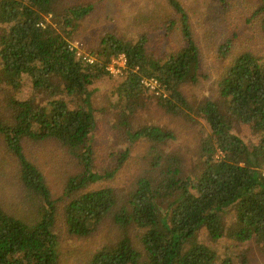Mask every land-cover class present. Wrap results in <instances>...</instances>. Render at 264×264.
<instances>
[{
	"label": "trees",
	"instance_id": "obj_1",
	"mask_svg": "<svg viewBox=\"0 0 264 264\" xmlns=\"http://www.w3.org/2000/svg\"><path fill=\"white\" fill-rule=\"evenodd\" d=\"M92 12L88 0H0L4 79L16 89L27 75L34 89H47L48 94L38 103L13 98L10 116L0 118L5 164L17 184V190L0 185V264H61L57 221L78 237L99 226L113 233L87 264H214L215 251L198 240V233L206 228L211 240L220 239L230 207L237 221L235 241L264 236V55L256 49L237 52L234 45L244 24L255 25L264 37V0H213L195 22L180 0H165L147 21L148 30L126 38L112 29L95 37L89 45L97 60L89 63L69 47L68 38ZM173 34L177 46L155 47V39L164 43ZM204 48H211L220 63L216 77L207 80L211 95H189L187 88L200 85L198 75L210 78L198 73ZM119 54L128 64L121 94L136 97L142 92L141 80L154 77L168 94L161 106L186 116L196 112L210 134L198 145L195 172L179 157L155 151L151 167L128 193L82 191L114 176L128 155L126 146L115 167L103 170L95 163L92 143L96 118L89 106L91 87L107 75L105 66ZM60 92L84 96L83 105L71 108L56 97ZM232 119L252 126L259 142L248 146L233 132ZM144 136L154 143L176 139L173 132L151 126L128 131L126 139L129 144ZM25 141L57 143L77 161L79 171L65 181L69 199L60 218V199L26 155ZM132 228L142 230L135 239ZM222 264L232 262L225 258Z\"/></svg>",
	"mask_w": 264,
	"mask_h": 264
},
{
	"label": "rangeland",
	"instance_id": "obj_2",
	"mask_svg": "<svg viewBox=\"0 0 264 264\" xmlns=\"http://www.w3.org/2000/svg\"><path fill=\"white\" fill-rule=\"evenodd\" d=\"M94 5L92 12L83 19L79 27L68 38L69 44L77 48L79 53L86 58L97 60L96 52H91L90 42L106 30H116L126 38L133 37L136 33L148 30L149 22L154 15L165 5V0H88ZM213 0H180L186 8L193 22L201 13L206 11L207 2ZM51 21L50 18L47 19ZM235 38V51L256 49L258 54L264 55V37L256 30L255 25L246 26ZM162 32L161 30L158 31ZM150 34L155 36L156 33ZM179 44L177 36L171 35L163 43V39H155L154 45L161 50H169ZM211 48H204L198 73L206 72L210 78L198 75L200 85L187 88L189 95H203L209 97V82L216 77L217 67ZM128 67L122 74L107 75L95 82L91 89L89 106L96 118V126L92 134V143L95 145V163L98 167L110 169L118 162L119 153L128 146L127 158L123 161L114 176L98 183H93L82 191L100 188H109L117 194L124 195L135 187L139 175L151 167L152 156L158 151L162 156H175L181 159V164L195 172L198 163L197 148L200 141H204L210 134V127L206 120L196 112L192 116L185 113H172L161 106L168 94L161 88L154 91L142 87L136 97L128 98L121 94L120 85L127 73ZM106 71V70H105ZM53 80V79H51ZM56 81H53L55 83ZM185 86V85H184ZM184 86L181 89H184ZM4 79L3 69L0 65V118L8 119L10 116L9 101L15 99H29L34 102L44 100L48 94L47 89H34L30 78L23 75L16 89ZM58 99L66 102L71 108L83 105L84 96L68 95L60 92ZM156 127L169 130L176 136L175 140L163 143H154L148 136L137 138L128 144L127 132L136 131L143 127ZM233 132L240 136L248 146L259 142L260 136L253 127L232 119ZM0 135V185L17 190L13 183V172L6 165L5 147ZM25 153L30 160L37 164L43 171L48 186L54 198H59L60 211L57 218L62 217L61 209L69 198L64 194L66 179L79 171L77 161L67 156L65 149L57 143L46 141H25ZM117 152V153H116ZM216 152L215 157H217ZM4 164L6 167H4ZM114 165V166H112ZM111 166V167H110ZM11 182V183H10ZM12 196V192L7 193ZM166 205L163 204V207ZM62 221V219H60ZM226 227L224 235L213 241L209 238L206 228L198 233V240L208 244L215 251L214 264H222V260L230 258L232 264H264V236H253L247 241H235L232 230L237 221L234 207L227 208L223 216ZM57 228L61 239L60 262L61 264H87L95 249L113 238V233L104 226H99L86 237H78L67 232L65 223L57 221ZM138 228L131 229V235L141 233ZM244 261V262H243Z\"/></svg>",
	"mask_w": 264,
	"mask_h": 264
},
{
	"label": "built area",
	"instance_id": "obj_3",
	"mask_svg": "<svg viewBox=\"0 0 264 264\" xmlns=\"http://www.w3.org/2000/svg\"><path fill=\"white\" fill-rule=\"evenodd\" d=\"M69 47L73 48L71 44H69ZM77 54L80 55L84 60H86L89 63H92L94 59L91 58H86L83 57L78 49L76 48ZM128 67L127 61H126V56L124 54H119L116 57H113L110 62L105 66L106 72L112 75H118L122 74L124 70H126ZM141 84L143 87H146L151 90H158V88L162 87L160 86V83L158 82L157 79L154 77H148V78H143L141 80ZM261 174L264 176V165L260 167Z\"/></svg>",
	"mask_w": 264,
	"mask_h": 264
}]
</instances>
